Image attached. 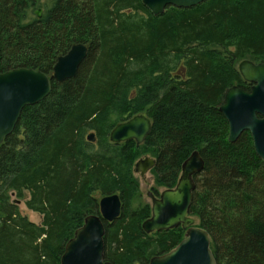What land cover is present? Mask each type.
I'll list each match as a JSON object with an SVG mask.
<instances>
[{"label": "trees", "instance_id": "16d2710c", "mask_svg": "<svg viewBox=\"0 0 264 264\" xmlns=\"http://www.w3.org/2000/svg\"><path fill=\"white\" fill-rule=\"evenodd\" d=\"M77 44L88 51L75 77L51 80L49 95L25 107L0 144V264H60L84 219L112 195L122 212L102 221L106 261L148 264L170 252L184 231H142L150 210L134 206L132 167L149 154L157 185L174 188L193 152L204 168L189 212L216 263L264 264V162L248 132L228 142L219 112L229 88L249 91L237 65L264 63V0H207L158 17L141 0H0V74L51 77ZM138 115L152 122L143 145L109 142L117 124ZM12 194L42 216L40 226L21 216Z\"/></svg>", "mask_w": 264, "mask_h": 264}, {"label": "water", "instance_id": "95a60500", "mask_svg": "<svg viewBox=\"0 0 264 264\" xmlns=\"http://www.w3.org/2000/svg\"><path fill=\"white\" fill-rule=\"evenodd\" d=\"M207 0H141V4L154 17L162 15L168 7L191 9ZM41 18L42 10L34 12ZM87 47L77 44L56 60L53 74L48 77L40 71L18 68L0 74V144L12 134L25 107L43 101L51 91L50 81L62 83L75 77L79 65L87 55ZM238 71L249 91L237 86L229 88L223 97L219 112L228 123V142L234 144L242 133L251 135L257 157L264 162V63L242 61ZM151 131V123L143 115L117 124L109 134L112 144L135 141L140 145ZM94 143L95 135L87 136ZM154 160H140L135 171L145 173L154 167ZM204 162L198 152H193L181 166V173L174 188L163 191L159 199L152 198L151 217L142 223V231L152 234L181 227L183 239L170 252L152 257L148 264H217L210 249L209 234L196 226L190 216L195 190L194 176L199 175ZM19 204V202H17ZM121 213L117 195L106 196L99 201V215H90L66 243L60 264H111L104 258V226Z\"/></svg>", "mask_w": 264, "mask_h": 264}, {"label": "flooded vegetation", "instance_id": "af4514ba", "mask_svg": "<svg viewBox=\"0 0 264 264\" xmlns=\"http://www.w3.org/2000/svg\"><path fill=\"white\" fill-rule=\"evenodd\" d=\"M146 117V116H145ZM147 119H149V121H150V123H151V127H152V122H151V119L150 118H148V117H146ZM130 120V119H129ZM128 121V120H127ZM127 121H125V122H127ZM122 123H124V122H122ZM149 135V134H148ZM147 137V136H146ZM146 137H145V139H144V141L140 144V145H137L136 144V142L135 141H131V142H133L134 144H135V147L137 148V147H140L141 145H143L144 143H145V140H146ZM129 142V141H128ZM124 143H127V142H124ZM120 144H123V143H120ZM147 158H149V159H152V160H154V162H155V164H154V167H155V165H156V158H154V157H152L151 155H149V154H143L140 158H138L137 160H136V162L133 164V167H132V172H133V177L137 180V182H138V187H139V191H140V183H139V181H138V179H137V177L136 176H138L139 177V179H142V180H144L145 178H146V176L147 175H149L150 174V178H149V182H150V187H149V190L146 192V197H147V199H148V203L147 202H143L142 201V195H141V191H140V201H138V204L136 205V206H146V207H148L149 208V210H150V216H151V207H152V198H156V199H159V197H160V195H161V193L163 192V191H166V190H169V189H172V188H168V187H159L158 185H157V183H156V179H155V176H154V174H153V170H154V167H152L151 169H149L147 172H145V173H140V172H136L135 171V165H136V163L138 162V161H140V160H144V159H147ZM146 180V179H145ZM147 181V180H146ZM148 182V181H147ZM121 212H122V206H121ZM150 218V217H149ZM148 218V219H149ZM148 219H146V220H148ZM145 220V221H146ZM144 221V222H145ZM142 226V225H141ZM181 228V227H180ZM153 234V233H152ZM184 234H185V231H184Z\"/></svg>", "mask_w": 264, "mask_h": 264}, {"label": "rangeland", "instance_id": "374dc122", "mask_svg": "<svg viewBox=\"0 0 264 264\" xmlns=\"http://www.w3.org/2000/svg\"><path fill=\"white\" fill-rule=\"evenodd\" d=\"M239 65V64H238ZM237 65V67H238ZM95 134V132H90L88 131L86 133V139H87V136L90 135V134ZM88 142V141H87ZM110 142V141H109ZM94 144H95V141H94ZM139 183H140V191H141V195H142V201L143 202H147L148 203V199L146 197V192L149 190V187H150V182H149V178H150V174L146 176V181L145 179L142 180V179H139L138 176H136ZM25 197L26 199L29 198V195L27 193H25ZM11 202L15 203L17 206H18V209H19V213L21 214V216L23 217H26L28 219L29 222L37 225V226H40L41 223H42V216L37 214V213H34L30 210H28L25 206V200H17L15 195H11ZM17 202H19V204H17ZM136 206V204L134 205ZM134 206H133V209H134ZM195 223L196 225H198V221L195 220Z\"/></svg>", "mask_w": 264, "mask_h": 264}, {"label": "bare ground", "instance_id": "6f19581e", "mask_svg": "<svg viewBox=\"0 0 264 264\" xmlns=\"http://www.w3.org/2000/svg\"><path fill=\"white\" fill-rule=\"evenodd\" d=\"M144 8H145V7H144ZM173 8H175V7H173ZM145 9H146V8H145ZM176 9H177V8H176ZM250 62H251V61H250ZM252 63H253V62H252ZM254 64H256V63H254ZM257 64H259V63H257ZM237 69H238V67H237ZM238 72H239V71H238ZM241 78H242V77H241ZM245 83H246V82H245ZM193 192H194V191H193ZM99 201H100V200H99ZM120 202H121V201H120ZM120 215H121V213H120ZM89 216H90V215H89ZM119 217H120V216H119ZM119 217H118V218H119ZM118 218H117V219H118ZM83 223H84V222H83ZM82 225H83V224H82ZM147 235H150V234H147Z\"/></svg>", "mask_w": 264, "mask_h": 264}]
</instances>
